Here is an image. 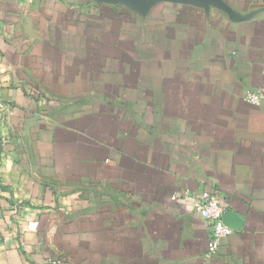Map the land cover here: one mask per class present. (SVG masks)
<instances>
[{"label":"crops","instance_id":"0c3cea01","mask_svg":"<svg viewBox=\"0 0 264 264\" xmlns=\"http://www.w3.org/2000/svg\"><path fill=\"white\" fill-rule=\"evenodd\" d=\"M248 89L264 0H0V264H264Z\"/></svg>","mask_w":264,"mask_h":264},{"label":"built area","instance_id":"2783aa9c","mask_svg":"<svg viewBox=\"0 0 264 264\" xmlns=\"http://www.w3.org/2000/svg\"><path fill=\"white\" fill-rule=\"evenodd\" d=\"M19 1L27 4L31 0ZM243 98L247 102L259 105L264 99V91L248 89L243 94ZM193 207L210 227L206 256H213L219 251L222 240L234 232L233 226L227 220L226 204L217 191L207 189L195 195Z\"/></svg>","mask_w":264,"mask_h":264},{"label":"water","instance_id":"95a60500","mask_svg":"<svg viewBox=\"0 0 264 264\" xmlns=\"http://www.w3.org/2000/svg\"><path fill=\"white\" fill-rule=\"evenodd\" d=\"M113 1H129V2H142L144 0H113ZM176 1V0H174Z\"/></svg>","mask_w":264,"mask_h":264}]
</instances>
